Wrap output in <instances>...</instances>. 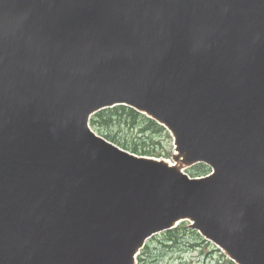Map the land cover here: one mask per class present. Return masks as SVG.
<instances>
[{
  "label": "water",
  "instance_id": "1",
  "mask_svg": "<svg viewBox=\"0 0 264 264\" xmlns=\"http://www.w3.org/2000/svg\"><path fill=\"white\" fill-rule=\"evenodd\" d=\"M37 52L44 63H18ZM89 79L103 97H130L169 123L190 156L216 133L248 136L261 149L264 0H0V264L31 262L56 243L57 226L79 224L80 232L83 206L99 204L108 175L126 168L85 127L99 102L80 101ZM172 176L179 190L171 192L195 212L192 185ZM194 216L202 225L201 213ZM96 232L82 231L72 247L107 237ZM262 232L245 222L219 237L231 254L248 250L246 264H264L254 255ZM67 251L60 247L53 261ZM104 253L103 264H113L114 254Z\"/></svg>",
  "mask_w": 264,
  "mask_h": 264
},
{
  "label": "rangeland",
  "instance_id": "2",
  "mask_svg": "<svg viewBox=\"0 0 264 264\" xmlns=\"http://www.w3.org/2000/svg\"><path fill=\"white\" fill-rule=\"evenodd\" d=\"M121 134L129 140L134 139L141 145L150 146L153 143L156 150L161 152L160 156L171 158L172 140L167 141L162 137L157 138L149 131L136 132L134 129H123ZM139 136L146 138V140L142 139L146 144L138 139ZM166 152H169V155H164ZM194 234L183 237L181 243L174 247H164L161 243L163 236L159 234L151 245L152 251L147 264H231L222 251L208 241H201V238ZM158 240L161 241L158 242Z\"/></svg>",
  "mask_w": 264,
  "mask_h": 264
},
{
  "label": "trees",
  "instance_id": "3",
  "mask_svg": "<svg viewBox=\"0 0 264 264\" xmlns=\"http://www.w3.org/2000/svg\"><path fill=\"white\" fill-rule=\"evenodd\" d=\"M114 114L120 115V114H128V117L130 118L131 115H135L136 113L132 112L131 110L128 109H124L123 107H120L118 109H115L114 111H109L107 113H105L103 116H101V121L104 122L105 121H109L111 116H113ZM138 117V116H137ZM135 119V118H133ZM101 126V124H100Z\"/></svg>",
  "mask_w": 264,
  "mask_h": 264
}]
</instances>
